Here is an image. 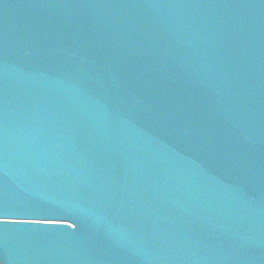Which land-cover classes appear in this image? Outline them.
I'll return each instance as SVG.
<instances>
[{
	"label": "water",
	"instance_id": "obj_1",
	"mask_svg": "<svg viewBox=\"0 0 264 264\" xmlns=\"http://www.w3.org/2000/svg\"><path fill=\"white\" fill-rule=\"evenodd\" d=\"M0 264H264V0H0Z\"/></svg>",
	"mask_w": 264,
	"mask_h": 264
}]
</instances>
